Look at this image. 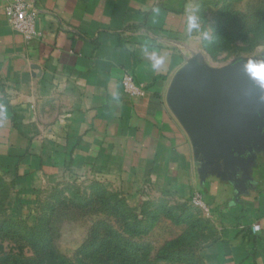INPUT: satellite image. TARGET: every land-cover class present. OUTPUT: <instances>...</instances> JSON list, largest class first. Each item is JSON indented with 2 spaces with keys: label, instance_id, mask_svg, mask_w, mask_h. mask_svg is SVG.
<instances>
[{
  "label": "crops",
  "instance_id": "crops-1",
  "mask_svg": "<svg viewBox=\"0 0 264 264\" xmlns=\"http://www.w3.org/2000/svg\"><path fill=\"white\" fill-rule=\"evenodd\" d=\"M40 36L15 32L0 0V158L37 174L105 165L124 190L198 194L221 229L227 264H264V144L234 174L203 173L166 95L187 58L168 41L170 0H26ZM143 87L127 96L122 77ZM33 163V168L28 166Z\"/></svg>",
  "mask_w": 264,
  "mask_h": 264
},
{
  "label": "rangeland",
  "instance_id": "rangeland-1",
  "mask_svg": "<svg viewBox=\"0 0 264 264\" xmlns=\"http://www.w3.org/2000/svg\"><path fill=\"white\" fill-rule=\"evenodd\" d=\"M170 1L168 41L187 60L264 64V0ZM22 161L0 158V264H227L214 213L185 190H124L104 164L37 174Z\"/></svg>",
  "mask_w": 264,
  "mask_h": 264
},
{
  "label": "water",
  "instance_id": "water-1",
  "mask_svg": "<svg viewBox=\"0 0 264 264\" xmlns=\"http://www.w3.org/2000/svg\"><path fill=\"white\" fill-rule=\"evenodd\" d=\"M252 61L213 69L186 60L170 82L166 102L192 145L203 173L221 164L234 174L240 153L264 144V86Z\"/></svg>",
  "mask_w": 264,
  "mask_h": 264
},
{
  "label": "built area",
  "instance_id": "built-area-1",
  "mask_svg": "<svg viewBox=\"0 0 264 264\" xmlns=\"http://www.w3.org/2000/svg\"><path fill=\"white\" fill-rule=\"evenodd\" d=\"M4 13L10 27L27 42L40 36L36 29L37 12L26 0H11L5 7ZM121 86L123 92L129 97H139L143 91V87L138 85L129 74L122 77ZM192 202L195 206L207 211V207L198 194H194Z\"/></svg>",
  "mask_w": 264,
  "mask_h": 264
},
{
  "label": "clouds",
  "instance_id": "clouds-1",
  "mask_svg": "<svg viewBox=\"0 0 264 264\" xmlns=\"http://www.w3.org/2000/svg\"><path fill=\"white\" fill-rule=\"evenodd\" d=\"M252 64L255 67L260 68V76L259 77H254L256 79H258V81L261 83L262 86H264V64H260L256 61H252Z\"/></svg>",
  "mask_w": 264,
  "mask_h": 264
}]
</instances>
